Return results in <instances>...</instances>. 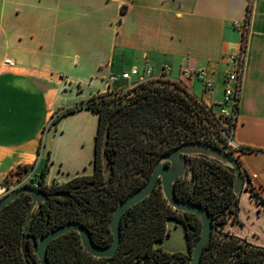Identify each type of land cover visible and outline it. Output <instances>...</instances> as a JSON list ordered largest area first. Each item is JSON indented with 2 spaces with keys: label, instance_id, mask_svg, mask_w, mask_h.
Returning a JSON list of instances; mask_svg holds the SVG:
<instances>
[{
  "label": "crops",
  "instance_id": "obj_1",
  "mask_svg": "<svg viewBox=\"0 0 264 264\" xmlns=\"http://www.w3.org/2000/svg\"><path fill=\"white\" fill-rule=\"evenodd\" d=\"M248 5L232 132L245 182L236 215L219 229L264 248V0H0V197L19 167L37 176L45 168L48 186L93 175L98 114L81 107L52 119L106 93L112 74L141 75L148 63L144 78L155 79L167 66L193 99L217 107ZM188 70L203 71L213 88Z\"/></svg>",
  "mask_w": 264,
  "mask_h": 264
},
{
  "label": "trees",
  "instance_id": "obj_2",
  "mask_svg": "<svg viewBox=\"0 0 264 264\" xmlns=\"http://www.w3.org/2000/svg\"><path fill=\"white\" fill-rule=\"evenodd\" d=\"M248 18L249 5L246 21ZM184 88L177 83L168 85L147 80L125 92L95 95L83 105H75L55 115L52 123L81 107L98 114L94 173L61 186H48L44 183L46 169L43 168L38 188L55 193L44 204L50 205L47 209L32 215L40 225L45 223L47 215L49 228L77 221L87 228L96 245H108L112 238L109 221L117 203L148 180L161 156L183 143L201 141L206 113L202 105L185 93ZM106 129L107 181L101 162ZM190 162L194 169L193 178L186 183L177 181L173 189L176 198L201 205L212 216L216 232L204 247L201 264H262L264 248L217 230L229 216L236 215L238 199L235 200L232 193V171L206 157H193ZM22 170L27 169L24 167ZM87 179H95L93 189L81 191L72 198L55 196L57 193L66 195L65 189ZM30 202V195L21 194L0 210V219L15 220L11 223L13 229H6L7 223L0 222V264H9V258H15L14 245ZM170 221L181 223L187 254L170 255L156 247L169 234L166 224ZM200 227L201 222L195 215L171 208L160 186H156L147 197L122 215L120 244L112 257H92L83 249L79 235L67 232L51 241L47 260L48 264H164L174 256L170 264H188Z\"/></svg>",
  "mask_w": 264,
  "mask_h": 264
},
{
  "label": "water",
  "instance_id": "obj_3",
  "mask_svg": "<svg viewBox=\"0 0 264 264\" xmlns=\"http://www.w3.org/2000/svg\"><path fill=\"white\" fill-rule=\"evenodd\" d=\"M108 131L104 132L102 139V149H101V162L104 170V179H108V170L106 162V141H107ZM206 157L222 166L230 169L233 173V185L232 193L234 199H238L243 185L244 176L239 167L238 161L232 157L230 154L226 153L222 149L213 146L208 143L193 141L187 142L179 145L177 148L173 149L171 152L161 156L153 166L151 174L148 180L137 190L129 194L125 199L119 201L115 208L113 209L112 216L109 221V229L112 235L111 241L106 246L96 245L89 234L87 228L77 221H68L63 225L57 227L56 229L49 231L44 236L39 238L38 243L34 246V252L38 256L40 264H47L46 260V248L47 245L55 238L63 235L67 232H76L79 235L80 243L83 249L94 258H110L112 257L118 249L120 244V223L121 217L124 212L135 205L139 201L147 197L152 190L155 188L157 181H160L161 191L167 204L174 210L180 213H190L195 215L201 222L200 233L196 241L194 242L191 254L188 258V264H201V256L204 247L211 235L216 232L213 228L212 216L211 214L201 205L186 202L176 198L174 194L173 185L178 178H183L186 176V180H191L193 178L194 169L190 162L193 157ZM167 162L168 165L165 166L164 163ZM21 194H28L31 196L30 207L27 211L24 223L23 231L30 219L32 211L38 209L41 203L48 200L49 195L40 190L37 187L32 186H22L9 191L8 193L0 197V210L14 201ZM61 196L62 193H57ZM25 238V236H24ZM22 250L25 251L26 243L22 242ZM174 260V256L170 258L169 261L164 264H170ZM237 264H250V263H237Z\"/></svg>",
  "mask_w": 264,
  "mask_h": 264
},
{
  "label": "built area",
  "instance_id": "obj_4",
  "mask_svg": "<svg viewBox=\"0 0 264 264\" xmlns=\"http://www.w3.org/2000/svg\"><path fill=\"white\" fill-rule=\"evenodd\" d=\"M234 26L236 28L240 27L242 29L244 38L242 39L241 49L230 56V59L234 65V70L228 73L224 78L225 87L223 88L222 100L220 104L214 108L213 106L204 105L198 99H194L197 104L203 106L207 117L206 121L203 122L204 126L202 127L200 142L217 146L226 153L230 154L232 157L234 153H237L241 150V148H239L238 145L233 142L232 132L236 122L237 104L241 89V79L245 61V35L247 31V21L243 22L242 24L235 23ZM3 65L12 68L14 63L10 59H4ZM164 68L165 70L163 71L168 73L169 67L165 66ZM150 72L151 67L147 63L143 69V73L149 75ZM185 74L189 78L194 77L200 81L204 87V90H210L214 86L213 82L206 78V75L203 71L188 70L185 72ZM138 75L139 70L136 67L131 68L128 72L110 75L106 81V86L108 88L106 93H114L112 90L113 84L119 81H129L132 77H136ZM162 78H164V76H162ZM140 80L141 81L135 83L129 89L135 87L141 82L151 79L141 78ZM31 186L38 188L36 181H34Z\"/></svg>",
  "mask_w": 264,
  "mask_h": 264
},
{
  "label": "flooded vegetation",
  "instance_id": "obj_5",
  "mask_svg": "<svg viewBox=\"0 0 264 264\" xmlns=\"http://www.w3.org/2000/svg\"><path fill=\"white\" fill-rule=\"evenodd\" d=\"M164 165L167 166L168 163L165 162ZM177 181H183L184 183H186V176L183 178L176 179L175 183ZM94 185H95V179H87L86 181L80 182L76 186H72L70 188L65 189V191L67 192L66 195L58 196L56 194L55 196H57V197L66 196L68 198H72L73 196H76L81 191H85L86 189H91V188L93 189ZM156 186H160V188H161L159 180L157 181L155 187ZM45 193L50 196L51 194H53L55 192L45 191ZM45 203H47V201L41 203V205L38 209H34L32 211V214L30 216V219H29L24 231H23V223H24L25 218L23 219V221L21 223L20 230L18 232V236L16 238L15 245H14L15 258L14 257H12V259L9 258V264H40L38 256L34 252V246L38 243L39 238L41 236H44L49 231H52V230L57 228V227L56 228L55 227L49 228L48 222H47L48 221V215L46 216V221L43 225H40V221L37 218L32 216L35 213L42 211L44 209H47L48 206H50V205H44ZM29 207H30V205H29ZM29 207H28V209H29ZM28 209H27V211H28ZM27 211H26V214H27ZM25 217H26V215H25ZM14 221H15L14 219H0V222L7 223V225L5 226L6 229H13L11 223H13ZM24 236H25V238H24ZM22 242L26 243L25 251L22 250V246H21ZM49 244L47 245V248H48ZM1 247H2V245H1ZM1 247H0V250L2 249ZM47 248H46V260H47ZM47 264H48V260H47Z\"/></svg>",
  "mask_w": 264,
  "mask_h": 264
},
{
  "label": "rangeland",
  "instance_id": "obj_6",
  "mask_svg": "<svg viewBox=\"0 0 264 264\" xmlns=\"http://www.w3.org/2000/svg\"><path fill=\"white\" fill-rule=\"evenodd\" d=\"M163 70L165 68L163 67ZM161 71L160 76L156 77L155 79L151 78V80L155 81H162L168 85L172 84H179L178 82L172 80L167 74V72ZM163 73V74H162ZM169 73V71H168ZM147 74L141 73V75H138L136 77H132L129 81H119L112 86V90L117 93L125 92L127 89L132 87L135 83H138L141 81V78L144 77H152V72H150L149 75L145 76ZM164 76V78H162ZM184 88V87H183ZM185 93L187 92L186 88H184ZM188 93V92H187ZM189 94V93H188ZM199 139V138H198ZM98 159H99V152H98ZM39 175L37 176L32 174L31 171L28 169L26 171H23L21 167L19 169L17 168L14 173L12 172L10 176H8L4 182L3 186L5 188L4 194L8 193L9 191L22 187V186H31V184L36 181L38 184ZM3 194V195H4ZM167 229L169 230L168 236H165L160 243H157L156 247L160 248L162 251L171 252V255L173 254H186V245H185V239L183 234V228L181 223H177L174 221L167 222L166 224ZM218 231L223 232L221 229L217 228ZM228 235V233H226ZM240 245V244H238ZM262 264H264V256L262 258Z\"/></svg>",
  "mask_w": 264,
  "mask_h": 264
}]
</instances>
